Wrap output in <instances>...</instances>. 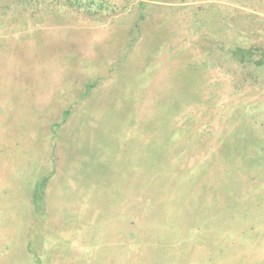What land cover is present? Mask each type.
Returning a JSON list of instances; mask_svg holds the SVG:
<instances>
[{"label":"rangeland","instance_id":"obj_1","mask_svg":"<svg viewBox=\"0 0 264 264\" xmlns=\"http://www.w3.org/2000/svg\"><path fill=\"white\" fill-rule=\"evenodd\" d=\"M70 1L0 0V264H264V0Z\"/></svg>","mask_w":264,"mask_h":264},{"label":"trees","instance_id":"obj_2","mask_svg":"<svg viewBox=\"0 0 264 264\" xmlns=\"http://www.w3.org/2000/svg\"><path fill=\"white\" fill-rule=\"evenodd\" d=\"M69 3H71L70 0H68ZM232 51V55L233 57L240 61V63H246V61H254V62H259V61H255L256 59L253 58L252 55V50L250 48H243V47H236L234 49L231 50Z\"/></svg>","mask_w":264,"mask_h":264}]
</instances>
